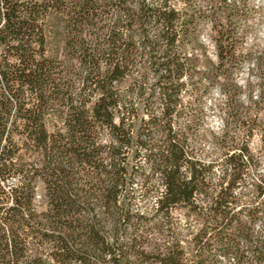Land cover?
I'll return each mask as SVG.
<instances>
[{
    "label": "trees",
    "instance_id": "1",
    "mask_svg": "<svg viewBox=\"0 0 264 264\" xmlns=\"http://www.w3.org/2000/svg\"><path fill=\"white\" fill-rule=\"evenodd\" d=\"M237 2L0 0V264H264L248 143L264 60L244 107ZM214 84L224 121L205 159L192 136Z\"/></svg>",
    "mask_w": 264,
    "mask_h": 264
},
{
    "label": "rangeland",
    "instance_id": "2",
    "mask_svg": "<svg viewBox=\"0 0 264 264\" xmlns=\"http://www.w3.org/2000/svg\"><path fill=\"white\" fill-rule=\"evenodd\" d=\"M234 1V0H230ZM237 2V10L233 14L235 25V34L237 36V44L239 53L241 54V63L233 72V80L239 87L238 100L244 107H249L251 99L257 100L261 94L262 84L256 71V63L258 59L264 60V0H235ZM245 2L246 7H242L241 3ZM199 43L202 49L188 50L190 55H194L198 59L199 68L205 69L206 62H215V47L211 40V29L207 22H201L198 34ZM225 96L223 95L218 84L209 87L204 97L202 110L203 121L200 127L196 129L195 135L192 136L193 145L198 155L205 159L215 156V149L211 142L213 135L221 132L224 121V114L221 109L225 105ZM251 113H255L252 108ZM261 120L260 126L254 128L248 138L249 148L251 152L257 156L259 163L256 167L255 175L264 171V109L259 112ZM9 182L14 183L12 178ZM42 184L38 183L36 188L35 203L38 210L44 208L42 199Z\"/></svg>",
    "mask_w": 264,
    "mask_h": 264
}]
</instances>
